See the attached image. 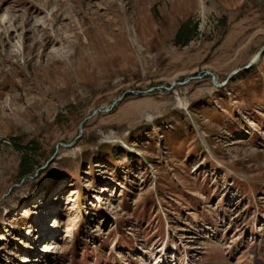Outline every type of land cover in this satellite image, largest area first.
Listing matches in <instances>:
<instances>
[{
	"label": "rangeland",
	"instance_id": "374dc122",
	"mask_svg": "<svg viewBox=\"0 0 264 264\" xmlns=\"http://www.w3.org/2000/svg\"><path fill=\"white\" fill-rule=\"evenodd\" d=\"M263 49L264 0H0V264H264Z\"/></svg>",
	"mask_w": 264,
	"mask_h": 264
},
{
	"label": "water",
	"instance_id": "95a60500",
	"mask_svg": "<svg viewBox=\"0 0 264 264\" xmlns=\"http://www.w3.org/2000/svg\"><path fill=\"white\" fill-rule=\"evenodd\" d=\"M263 54H264V49L258 54V56H257V58H256V61H259V60L261 59V57H262ZM254 65H255V62H251V63L249 64V66H248L245 70L252 68ZM241 71H242V70H238V71L234 72V73L229 77L228 81H227L226 83H224V84L219 83V81L217 80L216 76H215L213 73H211V72H205V73H204V76H210V77L212 78L213 85H214L216 88H222V87H224V86H225V85H226V84L232 79V77L238 75ZM194 79H197V78H190V79L188 80V82L191 81V80H194ZM130 93H131V94H136V95L147 94V92H141V91H138V92H130ZM125 96H126V94H123V96H121L120 98H118L117 100H115V101L113 102L111 108H109V109H106V110H101V109L94 110L93 113H92L89 117H87V118L82 122V124L80 125V131H81V132L83 131V125L85 124V122H86L87 120L94 118V117L97 116L98 114H108V113H110V112L115 108L116 105H118L120 102L123 101V99L125 98Z\"/></svg>",
	"mask_w": 264,
	"mask_h": 264
},
{
	"label": "trees",
	"instance_id": "16d2710c",
	"mask_svg": "<svg viewBox=\"0 0 264 264\" xmlns=\"http://www.w3.org/2000/svg\"><path fill=\"white\" fill-rule=\"evenodd\" d=\"M178 42L179 44H186L190 41V35H189V30H187L186 26L181 28L179 33H178ZM185 38V40H184ZM32 150H26L23 152V157H22V170H24L23 174H27L28 172L32 171L36 165L33 164L32 159H31V154L30 152Z\"/></svg>",
	"mask_w": 264,
	"mask_h": 264
},
{
	"label": "bare ground",
	"instance_id": "6f19581e",
	"mask_svg": "<svg viewBox=\"0 0 264 264\" xmlns=\"http://www.w3.org/2000/svg\"><path fill=\"white\" fill-rule=\"evenodd\" d=\"M257 56H258V55H257ZM257 56H254V57H253L254 60L252 59L253 61H251V62H255V64H257V63L259 62V61H256ZM251 62H250V63H251ZM250 63H249V64H250Z\"/></svg>",
	"mask_w": 264,
	"mask_h": 264
}]
</instances>
